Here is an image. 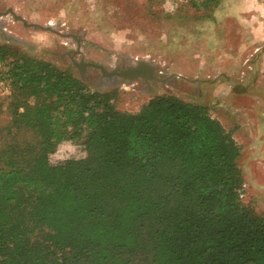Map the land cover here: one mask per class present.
<instances>
[{"label":"trees","instance_id":"trees-1","mask_svg":"<svg viewBox=\"0 0 264 264\" xmlns=\"http://www.w3.org/2000/svg\"><path fill=\"white\" fill-rule=\"evenodd\" d=\"M219 1L180 5L209 17ZM0 81V264H264L241 148L205 106L157 95L121 111L113 91L8 43ZM77 139L85 157L49 161Z\"/></svg>","mask_w":264,"mask_h":264},{"label":"rangeland","instance_id":"rangeland-1","mask_svg":"<svg viewBox=\"0 0 264 264\" xmlns=\"http://www.w3.org/2000/svg\"><path fill=\"white\" fill-rule=\"evenodd\" d=\"M180 1L7 0L0 8H13L27 23H61L62 31L83 33L84 59L106 68L125 57L152 61L164 80L151 82V90L138 80H125L101 92L113 91L112 103L121 111L135 112L157 95L205 106L241 148L237 164L244 179L242 202L264 214V0H220L209 17ZM5 22L10 34L36 45L33 51L16 45L21 50L78 77L75 67L62 65L66 58L42 52L74 48L73 40L23 27L11 15ZM0 92L3 127L11 124V91L3 81ZM85 155L82 139L65 140L48 159L55 164Z\"/></svg>","mask_w":264,"mask_h":264},{"label":"flooded vegetation","instance_id":"flooded-vegetation-1","mask_svg":"<svg viewBox=\"0 0 264 264\" xmlns=\"http://www.w3.org/2000/svg\"><path fill=\"white\" fill-rule=\"evenodd\" d=\"M7 0H0V3L6 2ZM11 15L16 21L21 22V25L23 27H30L29 25H24L22 19H24V16L18 15L14 12V9L9 7V6H4L3 8H0V31L4 30L6 32H12L10 29L7 28V23L5 22L7 20V16ZM16 16V17H15ZM22 18V19H21ZM27 23V22H26ZM29 24V23H27ZM61 23H57L56 26L52 27V31L58 38L62 39H71L75 42V47L74 48H65L63 51H54L57 53V58L58 60H63L66 58V64L62 65H67L68 63L71 64L73 67L74 64L72 62V59H74L77 62H83V63H93V64H99L104 67V69L109 72L111 75H103L102 71L99 68H95L92 65H85L83 67V72L81 73L78 68L77 74L78 78L80 80H84L83 82L88 86V85H93V89L98 90L102 88L106 89L107 87L114 86L116 83L119 81H125V80H138L141 82V84H144L146 86L147 90H151L153 87L151 86V82H160L164 80L163 75H161L160 71L156 70L155 64H154V76L155 78L150 79V82H146L143 78H126L123 76L122 73H124L129 67L131 66H136L137 62L140 60L136 61H131L127 57L123 58V60H117L113 61V64L106 68L104 65L98 62H93L88 59H84L83 56V44H84V39L85 36L83 33H74L72 31H62L58 27H60ZM53 43V42H52ZM64 45L67 44L65 41H61ZM57 45V44H56ZM61 48H64L61 46ZM54 57V56H53ZM147 63H152V61L145 60ZM61 64V63H60ZM93 70L94 72L96 71L97 73H92ZM89 87V86H88ZM90 88V87H89Z\"/></svg>","mask_w":264,"mask_h":264},{"label":"water","instance_id":"water-1","mask_svg":"<svg viewBox=\"0 0 264 264\" xmlns=\"http://www.w3.org/2000/svg\"><path fill=\"white\" fill-rule=\"evenodd\" d=\"M16 17V16H15ZM22 19V18H21ZM24 25H29L30 27H32L33 29L39 28L41 30L44 31H52V27L50 25H40V24H36V23H29L27 24L26 21L24 19H22ZM0 40L2 42H8L10 44L13 45H19V46H23L26 50L28 51H33L36 49V45H34L33 43L26 41L22 38H19L15 35H12L4 30L0 31ZM42 52L47 53L50 56H57L56 52L53 51H48L45 49H42ZM72 62L74 64V66L76 68H78V70L82 73L83 72V67L85 65H92L95 68H99L103 75H111L109 72H107L103 66L99 65V64H93V63H83L81 62H77L74 59H72ZM124 77L126 78H143L146 82H150V79L155 78L154 76V63H147L145 60H140L137 62L136 66H131L129 67L124 73H122ZM101 89H99V91H101Z\"/></svg>","mask_w":264,"mask_h":264},{"label":"built area","instance_id":"built-area-1","mask_svg":"<svg viewBox=\"0 0 264 264\" xmlns=\"http://www.w3.org/2000/svg\"><path fill=\"white\" fill-rule=\"evenodd\" d=\"M1 93V92H0Z\"/></svg>","mask_w":264,"mask_h":264}]
</instances>
